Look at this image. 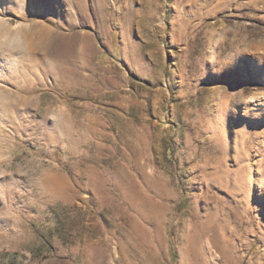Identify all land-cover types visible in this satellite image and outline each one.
I'll return each instance as SVG.
<instances>
[{
    "label": "rangeland",
    "instance_id": "1",
    "mask_svg": "<svg viewBox=\"0 0 264 264\" xmlns=\"http://www.w3.org/2000/svg\"><path fill=\"white\" fill-rule=\"evenodd\" d=\"M0 15V264H264V0Z\"/></svg>",
    "mask_w": 264,
    "mask_h": 264
},
{
    "label": "clouds",
    "instance_id": "2",
    "mask_svg": "<svg viewBox=\"0 0 264 264\" xmlns=\"http://www.w3.org/2000/svg\"><path fill=\"white\" fill-rule=\"evenodd\" d=\"M0 55H7L10 51H24L27 49L28 40L25 32L27 25L17 22L12 17L0 15ZM55 119V117H51Z\"/></svg>",
    "mask_w": 264,
    "mask_h": 264
},
{
    "label": "bare ground",
    "instance_id": "3",
    "mask_svg": "<svg viewBox=\"0 0 264 264\" xmlns=\"http://www.w3.org/2000/svg\"><path fill=\"white\" fill-rule=\"evenodd\" d=\"M241 179L236 177L235 180L233 181L234 186L237 188L240 185ZM243 182H245V180L243 179ZM242 182V183H243Z\"/></svg>",
    "mask_w": 264,
    "mask_h": 264
},
{
    "label": "trees",
    "instance_id": "4",
    "mask_svg": "<svg viewBox=\"0 0 264 264\" xmlns=\"http://www.w3.org/2000/svg\"><path fill=\"white\" fill-rule=\"evenodd\" d=\"M70 101H71V98H70Z\"/></svg>",
    "mask_w": 264,
    "mask_h": 264
}]
</instances>
